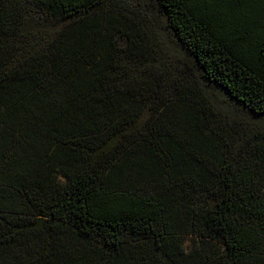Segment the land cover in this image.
I'll use <instances>...</instances> for the list:
<instances>
[{
	"label": "trees",
	"instance_id": "16d2710c",
	"mask_svg": "<svg viewBox=\"0 0 264 264\" xmlns=\"http://www.w3.org/2000/svg\"><path fill=\"white\" fill-rule=\"evenodd\" d=\"M153 1L264 116V0ZM168 71L122 0H0V264H264V130Z\"/></svg>",
	"mask_w": 264,
	"mask_h": 264
},
{
	"label": "rangeland",
	"instance_id": "374dc122",
	"mask_svg": "<svg viewBox=\"0 0 264 264\" xmlns=\"http://www.w3.org/2000/svg\"><path fill=\"white\" fill-rule=\"evenodd\" d=\"M122 8L127 14L129 13L147 26L149 38L160 59V64L169 69V74L175 76L176 69L180 71L185 67L192 77V84L206 95L227 132L248 135L256 130H264V116L249 114L231 100L223 90L204 81L193 57L179 46L166 27L165 20L159 15L153 0H122ZM188 243L189 240L186 241V244Z\"/></svg>",
	"mask_w": 264,
	"mask_h": 264
}]
</instances>
